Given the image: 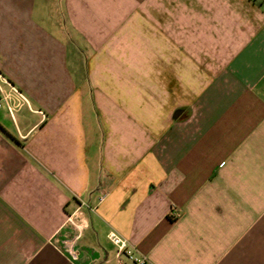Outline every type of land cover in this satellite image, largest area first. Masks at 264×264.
Listing matches in <instances>:
<instances>
[{
    "label": "crops",
    "instance_id": "1",
    "mask_svg": "<svg viewBox=\"0 0 264 264\" xmlns=\"http://www.w3.org/2000/svg\"><path fill=\"white\" fill-rule=\"evenodd\" d=\"M0 74V264H264V0H0Z\"/></svg>",
    "mask_w": 264,
    "mask_h": 264
},
{
    "label": "built area",
    "instance_id": "2",
    "mask_svg": "<svg viewBox=\"0 0 264 264\" xmlns=\"http://www.w3.org/2000/svg\"><path fill=\"white\" fill-rule=\"evenodd\" d=\"M3 85H7L8 89H4ZM15 97L17 102H12ZM27 103L26 97L7 79L0 74V108H7L8 112L13 115L23 104ZM108 239L116 248V257L121 260L125 259L130 264H148L145 256L137 253V250L122 236L111 231Z\"/></svg>",
    "mask_w": 264,
    "mask_h": 264
}]
</instances>
